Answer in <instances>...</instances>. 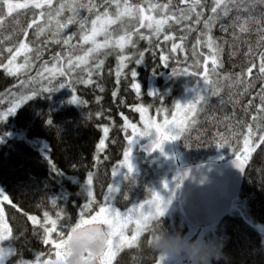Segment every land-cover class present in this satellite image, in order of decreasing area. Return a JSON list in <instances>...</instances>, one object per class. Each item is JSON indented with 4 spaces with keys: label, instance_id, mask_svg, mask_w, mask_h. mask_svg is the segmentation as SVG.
Listing matches in <instances>:
<instances>
[{
    "label": "trees",
    "instance_id": "trees-1",
    "mask_svg": "<svg viewBox=\"0 0 264 264\" xmlns=\"http://www.w3.org/2000/svg\"><path fill=\"white\" fill-rule=\"evenodd\" d=\"M131 2L139 3L140 0H131ZM154 2L164 3L166 0H154ZM210 6L211 0L204 9L205 18L210 14ZM69 14L66 12L65 16ZM31 15L30 11L26 16L21 17V24L26 25ZM81 15L88 14L82 10ZM223 23H230V18L224 19ZM77 27V25L70 26L66 33L77 31ZM196 27L202 28V25ZM181 28L182 26L174 25L170 30L166 28V33L176 37L185 35ZM141 31L145 35H150L147 29ZM231 31L230 29L228 33L223 32L219 24L212 29V35L218 38V43H221L224 48L222 53L224 67L221 72L225 74L241 71V65L245 61L244 53L247 51V45L243 43H239L238 48L232 47ZM10 34L11 28L4 33L5 36ZM198 35V31L188 34L185 51L175 53L169 52L172 42L165 43L163 34L159 39L153 37L151 45L148 41L134 36L135 48L129 46L123 53L119 49H108L107 56L99 57L105 60V65L99 76L94 74L93 79L96 83L93 85L69 84L76 75L73 73V76H56L51 84L43 81L40 84H29L21 88L20 84L15 83L14 77L0 69V113L11 107L14 100L21 93H26L29 87L58 89L31 98L6 120L0 121V189L17 206L13 208L7 202L3 205L14 234L5 240L11 249L6 261L8 264L17 263L19 260H29L35 264L37 255L42 252L45 253L42 259L49 258L48 254L52 246L42 243V230L33 226L27 220L25 213L36 215L41 220L45 211L53 219H57L56 213H62L58 219L57 232L66 230L68 225H74L79 220L81 207L88 200L86 179L89 172L94 174L92 188L96 202L88 215H94L98 210L107 185L114 179V176H111V170L121 160L123 151L128 147L126 137L129 132L123 130L124 120L121 113L136 123L139 113L132 108L136 104H142L149 109L150 114L159 118L163 109H167V113H170L177 99L189 89L192 91L195 88L193 90L195 92L197 88H200L201 92L204 91L202 77L191 74L172 75L173 68L179 72H182L184 68H188L189 72H202V68L198 69L195 66V61L200 59L202 63L203 57L197 58L191 54V48ZM22 38V35H17L3 47L6 49ZM49 38V35L45 34L37 41L32 30H29L28 39L36 42L34 47L37 44L42 45L43 54L41 59L32 61L30 69L23 72L22 81L36 76L37 71L42 70L44 61H49L47 66L51 67L52 63H55L51 60L52 56L64 50L63 45L51 43L43 45V41ZM241 39L250 40L254 44L258 37L252 33L243 35ZM224 40L229 43L224 44ZM149 48L151 50L145 52L144 61L135 64L134 61L139 58V52ZM197 50L205 54L208 51L206 47H198ZM234 50L237 51V55L230 57V52ZM64 51L66 55V50ZM75 54L81 55L82 52ZM121 54L130 56L132 59L126 61L128 66L123 70L120 83L117 84L115 70L118 65V56ZM4 55L6 63L7 53ZM161 55L169 56L168 66H164L160 59ZM17 62H22V59H18ZM133 69L137 73L136 82L141 86L139 96L130 87L133 82L130 73ZM81 75L87 78L86 74ZM61 83L66 86L59 88ZM97 85L103 87L104 91L101 92ZM73 87L76 88L75 92L72 91ZM259 88L260 83L257 82L252 95L258 92ZM113 91L117 92V96L113 97ZM153 92L157 95H150ZM73 95L86 103L82 105L72 103ZM98 97H100L99 100ZM221 98L228 101L227 90L222 93V97H210L207 104H201L200 107L204 111L198 113L197 123L177 140V150L182 153L181 158L186 160L182 165L208 159L229 160L235 158L234 153L243 147V137L237 138L232 135L233 129L227 128L228 122L224 121V117L228 116L232 123L251 122L250 116H246L243 111L251 95L234 96V100H240L235 108L232 103L226 102L222 105ZM254 103L259 104V100L256 99ZM249 111L255 114L254 108ZM98 112L101 115H96ZM49 120L51 124L48 123ZM105 126L109 127V136L105 141L106 148L98 153L97 145L103 138ZM235 131H243V128ZM224 140L228 141V145L219 147L218 144ZM137 153L144 155L145 152L140 149ZM97 155L100 157L99 162L96 159ZM140 166L142 170L144 169L143 172L132 173L135 182L125 178L119 188L120 191L114 194L115 199L111 203L119 210H125L139 201L150 198L148 188H152L155 175L151 166L143 163ZM262 169H264V145H261L253 155L250 165L246 166L239 196L233 202L230 212L222 220L212 228H195L190 227L182 212L177 211L178 214L165 215L163 218L167 230L170 233L179 230L184 235L190 228L211 231L202 235L201 239L204 240L208 236L220 240L223 244L222 251L227 257L225 259L213 256L212 264H264V171ZM125 194H127V200L124 199ZM53 198L57 200L56 205L51 203ZM53 236L55 237L56 233ZM147 239H151V236L145 234L141 238L139 247L123 249L113 264H155L153 257L158 253L147 245Z\"/></svg>",
    "mask_w": 264,
    "mask_h": 264
},
{
    "label": "snow or ice",
    "instance_id": "snow-or-ice-1",
    "mask_svg": "<svg viewBox=\"0 0 264 264\" xmlns=\"http://www.w3.org/2000/svg\"><path fill=\"white\" fill-rule=\"evenodd\" d=\"M208 4L209 0H166L164 3L154 2V0H140L139 3H132L131 0H0V69L9 76L17 77L32 67L33 60L41 59L43 46L37 44L34 47L36 42L28 39L29 30H32L37 41L48 34L50 38L43 41V45L49 43L63 45L67 54L65 55L64 50L55 53L51 58L55 63H52L51 67L47 66L49 61H44L42 70L37 71L36 76L20 82L21 88L29 84H40L43 81L51 84L56 76H73V73L76 75L69 81V84L93 85L96 83L93 79L94 74L99 76L105 65V60L99 57L107 56L109 52L106 50L119 49L123 53L129 46L136 47L134 36L148 41L151 45L153 37L159 39L163 34L165 43L172 42L169 52H183L186 48L187 35L198 31L199 35L191 48V54L193 57H203L202 63L200 59L195 61V66L198 69L202 68V72H189L188 68L179 72L173 68L172 75L191 74L202 77L205 85L204 91L197 90L195 97L186 103L177 102L176 111L171 119L165 115L162 123L147 116L149 111L147 107L136 104L132 110L140 114L143 129L138 128L136 123L121 113L124 120L123 130L131 129V134L126 137L128 147L123 151V159L112 168L111 176H115L123 167L127 169L125 178L130 182H135V177L132 175L135 166L131 159V145L134 138L149 136L154 130L155 139L151 143L150 150L160 149L162 151L165 141L179 140L192 125L197 123L198 113L204 111L200 107L201 104H207L210 97H222L225 90L228 92V101L221 98L220 103L222 105L226 102L232 103L234 108L240 103L239 99H233L234 96L251 95L247 105L243 108L245 115L250 116L251 122L232 123L228 116L224 117V121L228 122L227 128L233 129L232 135L237 138L243 137V147L234 153L235 159L232 163L245 172L253 155L261 145H264V50H261L264 49V10H261L264 9V0H211L210 14L205 18L204 9ZM82 10L88 15H81ZM30 11L32 15L29 22L22 25L21 17L26 16ZM66 12L70 14L65 16ZM226 18H230V23H223ZM217 24L225 33L232 30L233 48H238L239 43L247 45V51L244 53L245 61L241 65L240 72L226 74L221 72L224 67L222 60L224 48L221 43H218V38L212 35V29ZM73 25L78 26L77 31L66 33V30ZM174 25L182 26L181 30L185 35L176 37L167 34L166 28L170 30ZM199 25H202V28L196 27ZM9 28H11V34L5 36L4 33L9 31ZM142 29H147L150 35H145ZM252 33L258 37L254 44L250 40L241 39L243 35ZM17 35H22L23 38L16 40L12 46L5 49L3 45L12 41ZM177 40L180 42L177 43ZM223 43L228 44L229 42L224 40ZM198 47H206L207 54L198 51ZM150 50L149 48L139 52V58L135 59V64L142 63L145 52ZM77 52H82V54H75ZM5 53H7L6 63L4 62ZM236 55V50L230 52V57ZM18 59H22V62L18 63ZM131 59L132 57L123 54L118 56V65L115 70L117 84L120 83L123 70L128 66L126 61ZM160 59L164 66H168V55H161ZM81 74H86L87 78H83ZM130 75L133 80L130 87L139 96L141 86L136 82L135 69ZM257 82L260 83L259 91L252 95ZM65 86L61 83L59 88ZM97 87H100L101 92L104 91L103 87L99 85ZM56 90L58 89L54 87H29L26 93H21L14 100L11 107L0 113V121L6 120L31 98ZM72 91L75 92L76 88L73 87ZM112 95L117 96V92L113 91ZM150 95L157 94L153 92ZM97 99L99 100L100 97ZM256 99L259 100V104L254 103ZM71 102L80 105L86 103L76 95L71 97ZM253 108L255 114L249 111ZM163 111L167 113V109ZM96 115L99 116L101 113L98 112ZM48 123L51 124V121L49 120ZM239 128H243V131H235ZM108 136L109 127L105 126L103 127V138L97 145L98 153L105 150V141ZM226 145H228L227 140L218 144L219 147ZM96 159L99 162V155ZM187 176L188 170L183 173L178 172L173 178L175 185L171 189H169L168 182L164 181L163 188L169 189L168 192L148 188L150 198L142 203L134 204L126 212H121L110 203L115 199L114 194L120 191L117 186L110 183L107 185L104 203L98 207L94 215L89 216L88 213L92 211L93 204L96 202L92 188L94 174L89 172L86 179L88 200L81 207L79 220L74 225H68L66 230L57 232L58 219L62 213H56L57 219H53L45 211L43 220L36 215L25 213L27 220L42 230V243L52 246L48 259H42L45 256L43 252L37 255V264H58L60 259L68 253V246L74 237L82 243L86 252L85 259L91 260L92 264H113L123 249L139 247L141 238L145 234L151 236L153 223L165 217L176 190L181 188ZM124 199L127 200V194L124 195ZM4 202L13 208L17 207L0 189V241L14 236L5 214ZM51 203L56 205L57 200L53 198ZM54 233H56L55 237ZM146 243L153 249L152 237L147 239ZM155 252L157 253L156 250ZM7 255L8 250L0 247V264H3V259ZM153 258L155 264H167L172 257L158 254ZM17 264H32V262L19 260Z\"/></svg>",
    "mask_w": 264,
    "mask_h": 264
},
{
    "label": "water",
    "instance_id": "water-1",
    "mask_svg": "<svg viewBox=\"0 0 264 264\" xmlns=\"http://www.w3.org/2000/svg\"><path fill=\"white\" fill-rule=\"evenodd\" d=\"M151 143L146 142L142 150L150 153ZM234 159H208L179 168V173L188 170V176L177 189V200L190 227L212 228L230 212L244 174L232 163Z\"/></svg>",
    "mask_w": 264,
    "mask_h": 264
},
{
    "label": "rangeland",
    "instance_id": "rangeland-1",
    "mask_svg": "<svg viewBox=\"0 0 264 264\" xmlns=\"http://www.w3.org/2000/svg\"><path fill=\"white\" fill-rule=\"evenodd\" d=\"M193 90L190 91V89H189L188 91H186L185 94H183L181 97H179L177 99V101L175 102V105L177 102L186 103L187 101H189L195 97L197 90L201 91L200 88H197L195 92ZM175 105H174L173 109L170 111V113H165L162 110L160 112L159 118H156L154 115L150 114L149 111L147 113V116L151 117V118H155V120L158 123H162L165 115H167V117L169 119H171L172 114L176 111ZM137 120L138 121L136 122V124L138 125V128L143 129V122L140 119V114H138ZM128 132L130 135L131 129H128ZM154 139H155V131L154 130L152 131L151 135H149V136H143V137L137 136L134 138V142L131 145V148H132L131 159H132V162L135 166L134 172L136 173L139 171H142V172L144 171V169L142 170V167L140 166L141 163L147 164L148 166H151L153 169L154 175H155V178L152 180L153 181L152 182V188H154L156 190L163 191V192H168L169 189H171L175 185V180L173 178L179 172V168L187 165V164L182 165L183 163L186 162V160L181 158L182 153H180L177 150V145H176L177 140L165 141L162 151L160 149H153L150 153L143 151L142 146L146 142L153 141ZM140 149L143 152H145V153H143L144 155H139V153H137V151ZM122 159H123V157L121 158V160ZM126 175H127V169L121 167L119 172L114 176L113 181L110 183H112L115 186H117L118 188H120L121 183L125 179ZM164 181L168 182L169 189L163 188ZM106 193H107V190H106L105 194ZM104 196L102 198V203H104ZM143 201L144 200L139 201L137 203H142ZM111 202L112 201H110V203ZM137 203H135V204H137ZM133 205H131L129 208H131ZM127 209L121 210V212H126ZM177 211H179L181 213L180 206H179V203L177 201V190H176L175 196L172 199V203L169 206V209H168V212L166 213V215H170V216L176 215L179 213ZM130 228H131V226H130ZM205 231L206 230H200V229L193 230V228H190L189 231L187 232V234H185L183 236V241L185 243H201L203 241L201 239L202 235L208 234L209 232H211V231H206V232ZM130 234L131 233L129 231V235ZM6 243L7 242L5 240L0 241V247H3V248L8 250V255L4 257L3 264H8L6 261L8 260L10 253H11V249ZM35 261H36V259H35ZM169 263L170 264H191V261H189V259L187 258V256L185 254L176 253V254H174V256H172V258H170V262L169 261L167 262V264H169ZM13 264H17V263L14 262ZM35 264H37V262H35ZM208 264H212V257L209 259Z\"/></svg>",
    "mask_w": 264,
    "mask_h": 264
},
{
    "label": "clouds",
    "instance_id": "clouds-1",
    "mask_svg": "<svg viewBox=\"0 0 264 264\" xmlns=\"http://www.w3.org/2000/svg\"><path fill=\"white\" fill-rule=\"evenodd\" d=\"M183 235L184 233L179 230L170 233L163 219H158L152 225V247L158 254L170 256L176 253L185 254L191 264H208L213 256L227 259L222 251L223 244L217 238L206 236L201 243H185ZM68 247V253L60 259L58 264H92L91 260L85 259V249L75 237Z\"/></svg>",
    "mask_w": 264,
    "mask_h": 264
},
{
    "label": "bare ground",
    "instance_id": "bare-ground-1",
    "mask_svg": "<svg viewBox=\"0 0 264 264\" xmlns=\"http://www.w3.org/2000/svg\"><path fill=\"white\" fill-rule=\"evenodd\" d=\"M22 75H23V72L19 76L14 77L15 83L17 82L18 84H20V82L22 81V78H21Z\"/></svg>",
    "mask_w": 264,
    "mask_h": 264
},
{
    "label": "flooded vegetation",
    "instance_id": "flooded-vegetation-1",
    "mask_svg": "<svg viewBox=\"0 0 264 264\" xmlns=\"http://www.w3.org/2000/svg\"><path fill=\"white\" fill-rule=\"evenodd\" d=\"M172 256H174V254H173V255H171V257H172ZM169 262H170V260H169ZM169 264H170V263H169Z\"/></svg>",
    "mask_w": 264,
    "mask_h": 264
}]
</instances>
